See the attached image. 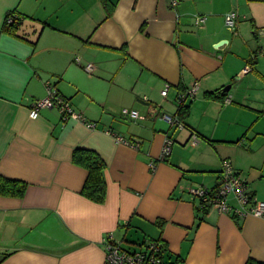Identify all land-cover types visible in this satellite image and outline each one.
<instances>
[{"label": "crops", "instance_id": "crops-1", "mask_svg": "<svg viewBox=\"0 0 264 264\" xmlns=\"http://www.w3.org/2000/svg\"><path fill=\"white\" fill-rule=\"evenodd\" d=\"M10 12L23 17L16 34ZM232 12L236 32L225 25ZM47 81L97 129L57 109L31 119ZM195 83L184 129L170 127L163 116ZM76 149L107 166L103 204L82 194ZM224 160L264 202V0H180L175 10L167 0H0V175L28 184L22 198L0 196V264H106L108 233L127 250L162 240L167 264L264 263V218L217 207L198 218L189 191L216 187Z\"/></svg>", "mask_w": 264, "mask_h": 264}, {"label": "built area", "instance_id": "built-area-1", "mask_svg": "<svg viewBox=\"0 0 264 264\" xmlns=\"http://www.w3.org/2000/svg\"><path fill=\"white\" fill-rule=\"evenodd\" d=\"M169 7L175 10L180 0H167ZM206 17L197 16L195 23L197 25L204 24ZM9 23L13 22V18H9ZM225 25L229 29L236 32L238 25V15L232 12L225 17ZM86 70L89 72L92 65H87ZM249 68H245L243 73H248ZM47 98L44 100L36 101L32 104L30 109V118L36 119L41 110L44 109H57L62 116L64 122L74 120L82 123L90 130H96V123L90 122L83 114L74 110L69 99L61 96L53 88L50 81L46 82ZM170 86L166 85L161 95L167 97ZM199 91V84L195 83L191 88L181 92L178 95V102L180 105H187L197 95ZM232 103L231 97L224 98L223 105ZM123 115L133 119H140L139 112L123 110ZM163 120L174 129H184V124L177 116L164 115ZM108 135L114 137L118 143L135 146L136 143L124 139L116 135L110 130L106 132ZM197 136H193V145L197 143ZM172 140L167 139L160 158L157 160L162 161L166 156L170 155ZM137 146V145H136ZM157 161H152L149 164L150 169L154 170ZM190 194L197 200L199 209L205 210L209 207H217L218 211L224 215H234L241 219L247 215H253L258 218H264V202H259L254 195L250 192L249 186L243 179L242 175L238 173L232 163L228 160L222 161L220 171V181L216 188H208L200 186L190 189ZM233 198L239 205V208H234L230 205L229 200ZM164 242L155 240H145L134 250H127L123 247V243L118 240L113 233H108L103 238V245L105 248V262L106 264H167L164 257L165 246Z\"/></svg>", "mask_w": 264, "mask_h": 264}, {"label": "trees", "instance_id": "trees-1", "mask_svg": "<svg viewBox=\"0 0 264 264\" xmlns=\"http://www.w3.org/2000/svg\"><path fill=\"white\" fill-rule=\"evenodd\" d=\"M9 18H13L12 23L8 22ZM22 23H23V17L16 14V12H10L6 18L5 29L12 34H16V31L19 29ZM218 94L220 96L218 95L217 98H221L223 100L224 98L229 96L228 94H226V92H223V89L219 91ZM190 103L191 102L187 103V105L185 106L180 105L177 98L178 113L175 116H177L183 124H184V118L188 113L187 106ZM168 156H166L162 161H165ZM72 161L74 164L83 167L88 171V178L82 190V194L87 199L95 203L103 204L106 200V195H107V184L104 177V172L107 166L104 160L100 157V155H98L94 151L76 149L73 152ZM27 188H28V184L23 181L7 179L2 175H0V196L2 197L22 198L25 195ZM210 208L211 207L202 210L196 207V212L200 215V217L198 218H202V215H204ZM161 224L163 223L161 222ZM155 241L163 242L162 240H155ZM164 246H165L164 257L165 259H167L168 248L166 244H164ZM246 264H264V263H261L254 259H249Z\"/></svg>", "mask_w": 264, "mask_h": 264}, {"label": "water", "instance_id": "water-1", "mask_svg": "<svg viewBox=\"0 0 264 264\" xmlns=\"http://www.w3.org/2000/svg\"><path fill=\"white\" fill-rule=\"evenodd\" d=\"M222 45H223V43H220V46H222ZM230 89H231V85H228V86H226V87L223 89V92L228 93V92L230 91Z\"/></svg>", "mask_w": 264, "mask_h": 264}, {"label": "rangeland", "instance_id": "rangeland-1", "mask_svg": "<svg viewBox=\"0 0 264 264\" xmlns=\"http://www.w3.org/2000/svg\"><path fill=\"white\" fill-rule=\"evenodd\" d=\"M93 70L89 71L90 73L92 72Z\"/></svg>", "mask_w": 264, "mask_h": 264}]
</instances>
